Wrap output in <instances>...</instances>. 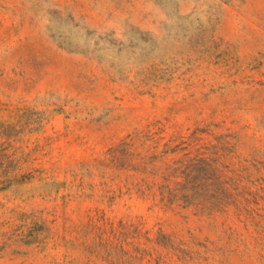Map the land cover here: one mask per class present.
Wrapping results in <instances>:
<instances>
[{"label": "rangeland", "instance_id": "374dc122", "mask_svg": "<svg viewBox=\"0 0 264 264\" xmlns=\"http://www.w3.org/2000/svg\"><path fill=\"white\" fill-rule=\"evenodd\" d=\"M0 264H264V0H0Z\"/></svg>", "mask_w": 264, "mask_h": 264}]
</instances>
